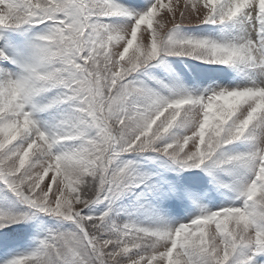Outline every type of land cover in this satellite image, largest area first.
<instances>
[{"label": "snow or ice", "instance_id": "1", "mask_svg": "<svg viewBox=\"0 0 264 264\" xmlns=\"http://www.w3.org/2000/svg\"><path fill=\"white\" fill-rule=\"evenodd\" d=\"M0 264H264V0H0Z\"/></svg>", "mask_w": 264, "mask_h": 264}]
</instances>
